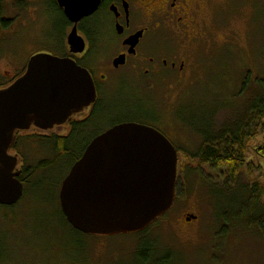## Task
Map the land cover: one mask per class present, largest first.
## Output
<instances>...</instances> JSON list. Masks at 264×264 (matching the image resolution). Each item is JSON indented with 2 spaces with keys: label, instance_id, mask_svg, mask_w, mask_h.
Here are the masks:
<instances>
[{
  "label": "rangeland",
  "instance_id": "374dc122",
  "mask_svg": "<svg viewBox=\"0 0 264 264\" xmlns=\"http://www.w3.org/2000/svg\"><path fill=\"white\" fill-rule=\"evenodd\" d=\"M1 11L10 22L0 31V85L16 80L31 56L56 57L62 54L63 46V50L67 47L70 28L66 30L54 0H3ZM197 20L196 31L189 36L194 39L181 43L187 56L181 97L156 98L162 119L157 130L178 152L181 191L168 213L149 228L146 242L149 240L147 244L158 251L150 255L147 264H264V236L242 214L245 196L239 191L231 202L234 208L227 210L223 235L222 223L217 220L221 203L215 206L222 198L216 199L213 192L217 187L214 183L222 182L214 181V172L208 166L185 156L201 144L200 137L186 125L191 117H197L201 126V121L209 123L210 114L216 111L211 124L215 129L223 127L244 108L245 96L235 95L245 76L249 75L250 94L264 78V0H205ZM113 92L111 88L110 94ZM127 106L119 115L141 117L139 105L128 102ZM88 127L76 135L79 142L72 148L75 153L105 125L97 122L94 128ZM257 131L261 134L246 142L243 163L260 167L262 174L256 171L242 175L239 182L248 186L254 181L264 186V161L254 150L264 145V121ZM55 132L52 134L65 136L67 130ZM46 135L21 133L10 153L20 158L17 170L35 166L42 159L54 163L31 178L32 190L24 194L16 208L0 207V233L8 234L0 235V264H144L135 253L142 237H80L60 221L57 187L71 160L55 159L57 153L49 155L42 150L46 141L37 138ZM190 216L196 219L187 222ZM166 251L171 252L168 258L164 256Z\"/></svg>",
  "mask_w": 264,
  "mask_h": 264
},
{
  "label": "water",
  "instance_id": "95a60500",
  "mask_svg": "<svg viewBox=\"0 0 264 264\" xmlns=\"http://www.w3.org/2000/svg\"><path fill=\"white\" fill-rule=\"evenodd\" d=\"M99 3L56 0L72 25L67 36L71 53L84 51L77 24ZM138 37L127 44L134 47ZM94 100V84L86 70L47 54L30 57L25 73L0 89V206L12 207L23 196L18 158L9 155L15 133L31 125L51 130ZM176 177L177 152L161 133L134 123L117 125L95 137L72 165L59 188V208L67 224L83 235L139 233L171 209Z\"/></svg>",
  "mask_w": 264,
  "mask_h": 264
},
{
  "label": "flooded vegetation",
  "instance_id": "af4514ba",
  "mask_svg": "<svg viewBox=\"0 0 264 264\" xmlns=\"http://www.w3.org/2000/svg\"><path fill=\"white\" fill-rule=\"evenodd\" d=\"M2 3L0 0L1 18L4 16ZM54 5L63 15L56 0ZM204 5L205 0H100L96 11L77 24L84 51L73 54L67 45L65 50L62 47V54L56 56L71 60L88 72L95 88L94 102L51 130L41 131L31 125L28 131L17 132L15 136L29 131L57 136L52 133L67 130L63 136L67 137L73 131L85 130L88 126L91 129L97 122H102L105 127H99L101 131L91 137L88 145L98 135L121 124L134 123L158 131L162 119L156 98L181 97L180 87L187 65L181 43L194 39L189 36L196 31L197 16ZM67 28L71 30L72 25ZM136 35L139 37L134 47L127 44ZM106 50L108 54L104 55ZM25 70L26 66L23 73ZM128 102L140 106L141 117L119 115L121 110L128 109ZM178 114L179 106L176 107ZM14 145L15 140L9 155ZM15 156L20 168V158ZM19 171L22 183L23 168Z\"/></svg>",
  "mask_w": 264,
  "mask_h": 264
},
{
  "label": "trees",
  "instance_id": "16d2710c",
  "mask_svg": "<svg viewBox=\"0 0 264 264\" xmlns=\"http://www.w3.org/2000/svg\"><path fill=\"white\" fill-rule=\"evenodd\" d=\"M64 22L66 23V27L70 26L68 21L63 16ZM1 29H6L9 26V20L3 19L0 17ZM65 27V28H66ZM257 89L254 93L250 94L249 90V75H246L244 80L241 82L240 89L235 95V97L245 96V104H243L244 108L238 112L239 115L237 118L233 116L232 121L226 122L223 127L219 129H215L211 121L213 119L214 113L210 114L208 118L210 120L207 123L205 120L201 121V126L197 124V117H191L190 122L186 125L192 131H194L201 140V144L198 145L192 152L185 154L187 158L192 161H197L203 166H208L214 172V181L218 182L219 180L222 182L220 185L214 183L217 187L213 188L215 191L214 194L217 197L220 196L222 199H218L216 201V207L220 204L221 213L218 216V222H221V230L220 233L225 234V230H223L224 223L228 222L227 212L228 208H234V204L231 203L237 196L238 192L241 191L245 196V207L242 210V214L245 218L252 220L250 223L255 224L258 228V231L261 235L264 236V186L256 181H254L251 186L241 184L240 178L245 173L253 174L256 171L262 174V169L260 167H256L254 165L245 166L243 163V155L246 148L247 140L256 139L261 133L257 131V128L260 127V124L264 121V78H260ZM13 82V81H12ZM11 82V83H12ZM10 83V84H11ZM0 85L1 88H5L10 85ZM80 131H73L67 137L63 136H40V142L46 141L42 148L45 149L47 154L57 153L55 159L58 158H67L71 160V164L65 176L61 179L57 187V193L59 192V188L61 182L68 174L72 165L80 159L85 148L87 147L88 141L91 137L96 134L94 133L87 139L83 144V148L78 152L72 149L74 148V143L78 141L76 135ZM88 132V129H87ZM18 137V136H17ZM17 137L15 138V144H17ZM36 137V136H35ZM34 137V138H35ZM15 147V146H14ZM255 154L262 158L264 161V145L258 146L254 149ZM54 163V161H48V159H42L35 166L25 167L23 169V174L21 181L24 185V194L28 195L29 191L32 190L31 178L40 170L45 169L47 166ZM179 179L177 177L175 182V200L180 195V186L178 184ZM213 184V185H214ZM24 196V195H23ZM237 199V198H236ZM221 201V202H219ZM20 202V201H19ZM18 203L12 207H3L13 210L16 208ZM59 207V203H58ZM253 215L249 218V216ZM58 217L60 221H62L65 226L77 236L90 237L95 238L96 236H87L83 235L75 230H73L66 222L63 217L60 208L58 212ZM246 219V220H247ZM224 221V223H223ZM156 222V221H155ZM154 222V223H155ZM153 224V223H152ZM151 224V225H152ZM150 225V226H151ZM223 225V226H222ZM149 227L144 229V231L139 233L130 234L131 236H140L142 237L141 244L138 247V250L135 252L136 255L140 257V261L142 263L147 264L150 260V255L154 251H158L157 248L154 249L155 246L147 244L149 242ZM1 232V231H0ZM2 236L8 235L7 233H0ZM222 235V234H221ZM145 240V241H144ZM157 249V250H156ZM167 253L164 255L165 258L170 257L171 252L166 251ZM0 260H3V253L0 247ZM167 261V260H166Z\"/></svg>",
  "mask_w": 264,
  "mask_h": 264
}]
</instances>
